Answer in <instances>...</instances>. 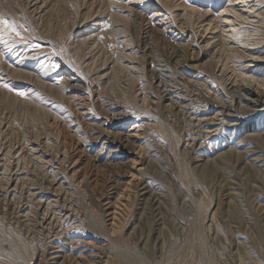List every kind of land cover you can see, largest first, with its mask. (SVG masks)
Returning a JSON list of instances; mask_svg holds the SVG:
<instances>
[{"label": "rangeland", "instance_id": "374dc122", "mask_svg": "<svg viewBox=\"0 0 264 264\" xmlns=\"http://www.w3.org/2000/svg\"><path fill=\"white\" fill-rule=\"evenodd\" d=\"M116 1L0 0V13L14 20L20 33L0 39V85L13 89L0 86V264H60L64 254L86 255L84 264H264V135L248 132L253 139H244L238 135L241 127L228 128L218 113L222 103L236 102L218 72L229 68L234 52L222 51L211 64L202 58L199 63L205 65L198 73L182 70L185 46L177 49L170 36L152 32L147 20L161 0H146L151 8L136 22L118 17L129 13L125 4L134 0ZM184 1L167 0V21L177 39L184 35L181 45L190 41L195 51L211 32L202 31L196 15L183 17ZM207 1L186 0L200 4L201 11ZM219 7L212 8L208 20ZM129 53L135 60L120 61ZM104 63L102 73L109 77L95 82L102 95L99 102L82 110L75 97L66 106L62 73L70 72L87 85ZM128 64L136 69L128 70ZM152 64L176 77L174 91L183 89L182 96L194 97L191 102L174 98L173 109L164 106L168 102L154 80ZM82 92L89 98L87 86ZM74 108L87 111L90 121L75 115ZM116 112L121 114L122 134L133 142L118 155L129 153V159L102 160L100 169L83 172L81 161L73 168L67 161L73 152L67 134L83 142L86 155L90 150L96 156L99 124L108 125ZM215 114L216 121L208 122ZM251 115L242 110L238 124L250 121ZM247 151L258 162L251 163ZM122 163L131 167L124 170ZM75 170L83 174L76 178ZM30 191L36 200L55 201L56 206L36 208ZM65 212L71 216L66 222ZM50 215L51 224L44 223ZM62 223L74 233V247L52 244L48 250Z\"/></svg>", "mask_w": 264, "mask_h": 264}, {"label": "bare ground", "instance_id": "6f19581e", "mask_svg": "<svg viewBox=\"0 0 264 264\" xmlns=\"http://www.w3.org/2000/svg\"><path fill=\"white\" fill-rule=\"evenodd\" d=\"M117 1H119V0H117ZM207 2L209 3V5L205 6L203 11L200 10L201 9L199 7V6H201L200 4H199V6L198 5H192L188 2H186V0L181 5L183 10H184L183 17L190 18V17L196 15L198 17V19L201 20V22H200L201 25L200 24L199 25H200V28L202 29V31L203 32H207V31L211 32V33H208V35H211V36L209 38H207V40L204 41L203 44L201 43L202 45L199 48L195 47V49H196L195 51L192 50L194 48H192L193 46H192V44H190V41H188L189 44L186 43L185 45H183V44L181 45V39L184 38V35L181 36L179 39H177L179 34H175L174 31H176V30L172 29L173 25L172 24L170 25L171 21L170 22L167 21L168 19L166 16V9H165L166 5H167V0H161V6L159 7V9L156 12L154 11V13L149 15V17L147 16V20H148L149 24L153 27L152 32H157L159 34H164L166 36H170L173 39V41L175 42L173 45H175L177 49H182V47L185 46L184 47L185 48L184 49L185 54L183 55L184 60L182 63V65H183L182 70L185 69L187 72L192 71V70L197 72V70L199 68H201L202 64H204V63H202V64L199 63L201 61V59L204 57H208V59H206V60H207V62H209L211 64L215 60V57L219 53H221L222 51H228L230 53L234 52V55L231 59V65L229 66V68H224V67L218 68L219 69L218 72L220 73V76H221L220 79L222 81H224L223 83H224L225 89L227 91H229V93L233 97L234 96L236 97V98H234V100H236V102L234 103L235 106L233 105V103L229 104V105L228 104L226 105V103L225 104L222 103L220 106V109H219L220 112H218V111H214V112L220 113V115L225 120L228 128L232 129L234 127L237 129V128L241 127V129L239 130L241 132V134L238 133V135L244 136V139H246L245 137L250 136L249 138L252 140L253 137L251 138L252 135H250L248 132H254V131L260 132L261 131L262 132L261 135H264V120L261 121L260 124L256 123V122L260 121L262 118H264V7H263L264 6V0H225V1H223V0H208ZM150 4L151 3L147 2L146 0H134L133 2L127 1L125 5L127 6L126 8L128 9L129 13L124 15L123 17H120L121 15H118V17L122 22H125V21L136 22L138 20H141L144 16L141 13L142 12L144 14L147 13V11H145V10L149 9ZM146 5H148V7H146L145 9L142 8ZM217 5H220V7L218 9L219 12L213 14V20H208V16L212 13V11H211L212 8H214V6H217ZM99 11H98V13H99ZM111 16L114 17L115 15H111ZM182 25H183V23H182ZM218 31H219V35L216 34ZM202 35H203V33H202ZM215 35H217V36H215ZM199 36H201V34ZM96 37H97V35H95L94 38H96ZM91 39L92 38L89 37V39H85L83 41V43L85 45H87L88 43H86V42L88 40H91ZM193 45H195V43ZM235 49L236 50L239 49V50L235 51ZM193 52L195 53V55ZM235 52H237L238 55H235L236 54ZM131 55H132V53H129L128 55L120 56L121 57L120 61H122L125 57L131 58ZM131 59L135 60V58H133V57ZM85 61L87 62L88 59ZM94 63L95 62L92 60V66ZM135 63L136 62L133 61L132 64H135ZM92 66L88 67V64H86L87 68H90ZM125 68H127L128 70L136 69L134 66L131 67V64L126 65ZM214 68H215V66H214ZM105 69H106V65L104 63L101 65V69H99L94 74L96 76L94 78V80H92V82L88 83L87 85L84 82H82L79 78L74 77L75 75L72 76V74H70V72L69 73L63 72L61 81H63V83H64V88L62 90H64V92H65L63 99L65 101L66 106L71 107L72 101L74 102L73 98L76 97L78 99L79 103L81 102L82 103L81 105H84V108L82 110L88 111V109H87V106L89 105L88 103L92 102L94 104L102 96L101 92H100V87L96 86L95 82L98 81V83L101 84V82L103 83L108 79L109 73L108 74L102 73ZM228 69H229V71H228ZM109 70L111 72L112 68ZM150 70L153 72L154 80L157 84V87H160L161 92H163V94H164L165 102H168V104L166 105V103H165L164 106H166L170 109H173L172 105L176 104V103H174V98L184 99V101H186L187 103L191 102L190 97H192V96H190L188 99V98H186L187 96L184 97L181 95L182 93H184L183 89H179L178 91H174V86H177V85L179 86V84L176 82L177 79L175 80L176 77L172 76L168 71L163 70L162 66H160L158 64H152V67ZM18 74L25 75V76L27 75V73L23 72V71H19ZM86 86L88 89L89 98H85L84 94L82 95V93H83L82 91L86 88ZM173 91L175 93H178L177 96H173V94H174ZM192 98H194V97H192ZM186 102H184V103H186ZM219 104H220V102H219ZM188 107H189V105H188ZM176 109L178 111V108H176ZM181 109H184V107H182ZM82 110L78 109V108H74V112H75L74 114L75 115L77 114L81 119H83L87 123L88 121H90V120H87V117L89 115H87V111H82ZM107 110H109V109H107ZM107 110H105V111H107ZM242 110H245L246 112L252 113V115H251L252 119L248 122H244V124H242V123L238 124V118H239L238 115L242 114ZM108 112H106V114ZM118 112L120 113V111H118ZM178 112L181 113L180 107H179ZM100 115H101V113H100ZM120 115L121 114H117V112H116V114H113V116L116 118L114 119V118L110 117V121H109L108 125H107V123L99 124L98 130L101 131V134H99L98 137L96 136V139L93 137L94 138V144L98 145V147H99V149L96 151V153H97L96 156L92 157L90 154V150L89 151L87 150L88 154L86 155L85 154V150H86L85 147L86 146L82 144L83 142L78 141L73 136H70L69 134H67V137H68L67 142H68V144H70L69 148L72 147V151H73V152H71L72 154L67 158V161L73 168H75L76 163L78 164V162H81V161H82L81 166L83 165V161L85 162L84 168L82 167V172H83L85 170H91L94 168L100 169V166L98 164L102 160L111 162V161H114L116 158H119L121 160H126V161H127V159H129V153H126V152L122 153L121 152V154L118 155V152L121 149H124L126 147L133 145V142L131 143V141H130L132 138H130L128 135L124 136L121 132L122 131V124L118 119L119 118L118 116H120ZM126 115H124V116H126ZM215 115H216L215 119H214V117L210 118V119H208V122H212V124H213L214 121H216V118H218L217 114H215ZM189 117H191V116H189ZM210 117H212V116H210ZM258 117H262V118L260 120H258ZM201 118L203 119V116ZM79 122H80V120H79ZM195 124H196V122H195ZM208 125H209V123H208ZM61 128H62V130H65V129H63V127H61ZM92 129H94V128H92ZM216 129H218V128H216ZM213 133H215V131ZM204 134H206V133H204ZM206 136H209V135H206ZM258 137H260V135H258ZM262 144H263V142H262ZM28 148H29V146H28ZM131 148H132V146H131ZM129 149H130V147H129ZM103 151H105V158L101 157V153ZM251 152L252 151H247L245 153V155L247 157H250L251 163L258 162V159L255 157L254 152H252V153ZM83 157L85 160H81ZM132 161H134V160H132ZM259 163H260V161H259ZM123 164L124 163H122V166H123ZM109 166H112V165L109 164ZM119 166H120V164H119ZM260 166L262 169V173H264V165L260 164ZM48 167H50V166H48ZM76 167H78V166H76ZM130 167L131 166L128 167L126 165L123 166L124 170H128ZM78 169H80V168H78ZM112 169H115V168H107V170H112ZM120 169H121V167H120ZM132 169H134L133 166H132ZM107 170L105 169V171H106V173L104 172L105 174L108 173ZM87 172H89V171H87ZM122 173H123V171H122ZM79 174H83V173H79ZM79 174L75 170L73 173V176H76V178H77L78 177L77 175H79ZM97 174H98V172H97ZM120 174H121V171L119 172V175ZM80 178H83V177H80ZM95 178H96V176H95ZM83 179H81V180H83ZM81 180L79 181V185L81 187H83L82 189H84V188L86 189L85 184H83V182H81ZM113 180L118 181L117 179H113ZM148 192H150V191H148ZM151 195H152V193H151ZM35 196H36V194H34L32 192L29 195V197H31V198H34ZM155 197H156V195H155ZM37 199H39V198H37ZM41 199H43V198H41ZM43 204H45V206H46L44 209L49 208V207L54 208L56 206L55 201H48L47 203H45L44 201H42L40 199L35 201V206H37L36 208H38V209H40ZM70 209H73V208H70ZM33 210H35V209H33ZM69 214H70L69 212H65L64 215H62L65 222L68 221V219L71 217ZM43 219H44V223L47 222V223L51 224V220L53 219V216L50 215L49 219H46V216H45ZM54 222H55V220H54ZM64 225L65 224L62 223L60 226L57 227V232H56V235L54 236V238L60 239V240L54 239V241L50 243L51 248H49L48 250H52V247L54 245H56L57 248H60L61 243H66L68 245L67 247L73 246V243L76 239V238L74 239V236H73L74 233L71 232L72 230L70 231L68 229L70 226H68V225L64 226ZM100 225H102V224H100ZM65 227H68V228H65ZM74 232H76V231H74ZM73 239H74V241H73ZM52 244H53V246H52ZM87 244L89 246L92 245L95 248L101 247V246H99V243H97V242H92V243L87 242ZM76 246H78V245H76ZM37 251L41 252L39 245H38ZM69 251L71 252V249H69ZM80 253H82V252H80ZM55 254H56V252L50 253V254L47 253L46 256H53ZM39 256L42 257V255H39ZM83 256H85V257L81 258ZM83 256L78 255L79 258H73L71 254H69L67 256H65V254H64L63 257L61 256L62 259H61L60 264H67V263L70 264V262H72V264L73 263L84 264V260H88L89 258L86 257V255H83ZM54 260H57V259L55 257H53V261Z\"/></svg>", "mask_w": 264, "mask_h": 264}, {"label": "snow or ice", "instance_id": "6c2138e0", "mask_svg": "<svg viewBox=\"0 0 264 264\" xmlns=\"http://www.w3.org/2000/svg\"><path fill=\"white\" fill-rule=\"evenodd\" d=\"M15 34L16 36H20V33L16 29V24L14 20H9L3 13H0V39L3 38L5 35H12ZM39 47V45H37ZM4 88H7L9 91L13 89L8 84H2ZM17 95L24 96L23 92H17Z\"/></svg>", "mask_w": 264, "mask_h": 264}]
</instances>
